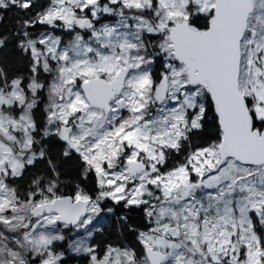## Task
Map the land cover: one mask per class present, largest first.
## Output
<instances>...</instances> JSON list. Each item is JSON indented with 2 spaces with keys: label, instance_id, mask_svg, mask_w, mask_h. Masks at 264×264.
<instances>
[{
  "label": "snow or ice",
  "instance_id": "snow-or-ice-1",
  "mask_svg": "<svg viewBox=\"0 0 264 264\" xmlns=\"http://www.w3.org/2000/svg\"><path fill=\"white\" fill-rule=\"evenodd\" d=\"M0 264H264V0H0Z\"/></svg>",
  "mask_w": 264,
  "mask_h": 264
}]
</instances>
